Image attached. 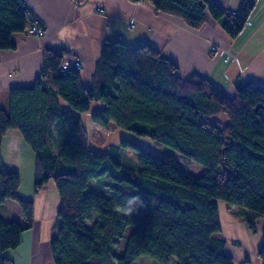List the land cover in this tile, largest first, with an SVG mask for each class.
I'll return each instance as SVG.
<instances>
[{
  "label": "trees",
  "instance_id": "trees-1",
  "mask_svg": "<svg viewBox=\"0 0 264 264\" xmlns=\"http://www.w3.org/2000/svg\"><path fill=\"white\" fill-rule=\"evenodd\" d=\"M147 1L196 30L209 13L231 38L255 7L253 0L236 11L211 0ZM27 22L24 0H0V53L14 48L12 37ZM65 54L48 50L41 75L31 86L11 88L8 109H0V205L16 201L24 220L0 215V264H12L4 253L20 246L34 222V202L19 198L20 174L3 160V141L13 129L34 154L35 192L53 183L60 198V229L51 240L55 264H134L144 255L164 263L235 264L221 236L219 204L245 208L252 233L264 218V85L238 84L229 97L207 78H182L155 48L117 38L104 41L87 88L81 71H59ZM97 102L102 107L91 111ZM88 114L96 126L113 123L172 148L204 174L127 139L107 152L93 149L83 121ZM122 147L138 152L139 168L120 162ZM104 176L112 181L109 190L97 191L93 180ZM257 254L264 264V230Z\"/></svg>",
  "mask_w": 264,
  "mask_h": 264
},
{
  "label": "crops",
  "instance_id": "crops-1",
  "mask_svg": "<svg viewBox=\"0 0 264 264\" xmlns=\"http://www.w3.org/2000/svg\"><path fill=\"white\" fill-rule=\"evenodd\" d=\"M24 1L28 10L27 26L33 18H38L45 35H30L26 30L16 33L12 37L14 48L0 53V109H8L11 88L31 86L41 75L48 50H65V55L78 57L83 62L82 82L89 88L104 41L117 38L130 46L147 44L155 48L178 66L182 78L192 74L207 78L229 97L235 95L238 84L255 81L264 85V0H253L254 10L235 38L228 36L221 22L210 14L206 15L204 26L196 30L179 17L156 12L147 0L140 3L129 0ZM211 1L228 11H236L243 0ZM212 47H217V51H212ZM101 107L100 102L93 103L91 111ZM87 116L91 119L90 114ZM93 127L95 131L100 128L95 124ZM27 146L18 130H10L3 141V158L11 163L22 149L32 157ZM10 165L20 173L14 161ZM32 201V227L23 232L20 246L6 251L4 256L12 264H55L51 240L60 229L57 226L60 225V198L54 184L49 183L35 192ZM13 202L17 205H9L22 221L20 206ZM222 208L226 205L222 204ZM226 219L228 233L222 232L221 236L228 241L226 251L233 256L235 264H262L257 252L262 243L264 218L258 220L256 233L232 215H227ZM233 241L239 243L234 245Z\"/></svg>",
  "mask_w": 264,
  "mask_h": 264
},
{
  "label": "rangeland",
  "instance_id": "rangeland-1",
  "mask_svg": "<svg viewBox=\"0 0 264 264\" xmlns=\"http://www.w3.org/2000/svg\"><path fill=\"white\" fill-rule=\"evenodd\" d=\"M209 14V13H208ZM65 108H68L67 105H64ZM221 120L226 122L227 118L225 115H221ZM85 126L88 128L90 133V145L93 149L100 151V152H107L109 147L112 145L119 146L121 144L122 139L130 140L131 142L138 144L144 148L157 152L159 154H171L176 157L178 162L181 164L183 168L190 171L195 176H201L204 174L205 168L200 165L199 163L188 159L182 156L180 153L174 151L172 148L151 140L145 137H138L135 134L125 131L124 129L118 127L117 125L110 123L108 127H100L98 130L95 131L93 127V122L91 119L85 115L83 118ZM25 144V143H24ZM28 151L32 154V157L28 156V154L22 149L20 154L16 156V160H13L18 168L20 169V178L21 183L18 190V196L22 200H33V196L35 194V163H34V154L29 146H27ZM5 157V156H4ZM5 165L10 169L13 170L15 166H11L10 164L13 161L8 162V160L3 158ZM119 160L121 163L131 166L133 168H139V154L136 150L130 147H122L119 151ZM94 183L99 186L96 190L98 191L101 189L104 192L109 190V186L111 185L112 181L108 176H104L98 179L93 180ZM9 203H15L12 200L9 202L7 201L5 204L0 205V215L6 221H21L18 217L17 212L15 209L9 205ZM16 204V203H15ZM222 204L226 205V208H222ZM17 205V204H16ZM219 211L221 216V225L223 227V234H227V215H232L236 217L239 221L244 222L246 216L248 215L247 210L238 205L227 204L224 202H220L219 204ZM23 222V220L21 221ZM60 226V225H57ZM59 228V227H58ZM133 228L128 230L127 236L132 232ZM239 237H241L239 235ZM244 241L249 242L245 238H241ZM123 239V243H124ZM230 248H234L230 246ZM134 264H175V261L168 260L165 263L160 261L159 259L152 258L150 256H141L138 260L134 262Z\"/></svg>",
  "mask_w": 264,
  "mask_h": 264
},
{
  "label": "built area",
  "instance_id": "built-area-1",
  "mask_svg": "<svg viewBox=\"0 0 264 264\" xmlns=\"http://www.w3.org/2000/svg\"><path fill=\"white\" fill-rule=\"evenodd\" d=\"M26 32L30 35L38 37H43L45 35V30L38 18H33L31 20L30 24L26 28ZM212 51H217V47H212ZM82 69L83 62L74 55H65L62 58V61L59 66V71L63 74L68 73L70 70L81 71Z\"/></svg>",
  "mask_w": 264,
  "mask_h": 264
},
{
  "label": "clouds",
  "instance_id": "clouds-1",
  "mask_svg": "<svg viewBox=\"0 0 264 264\" xmlns=\"http://www.w3.org/2000/svg\"><path fill=\"white\" fill-rule=\"evenodd\" d=\"M134 201H130L129 203L131 204V203H133ZM129 211H130V209H129Z\"/></svg>",
  "mask_w": 264,
  "mask_h": 264
}]
</instances>
